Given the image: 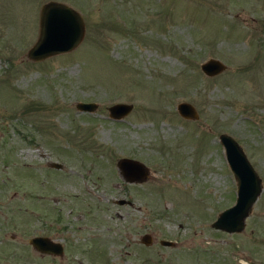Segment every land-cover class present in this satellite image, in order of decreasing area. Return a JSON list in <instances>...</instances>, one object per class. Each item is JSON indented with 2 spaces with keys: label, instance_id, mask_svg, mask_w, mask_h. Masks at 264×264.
Here are the masks:
<instances>
[{
  "label": "rangeland",
  "instance_id": "374dc122",
  "mask_svg": "<svg viewBox=\"0 0 264 264\" xmlns=\"http://www.w3.org/2000/svg\"><path fill=\"white\" fill-rule=\"evenodd\" d=\"M44 1L0 0V263L27 247L37 264L28 238L44 229L68 236L70 264H264V0H59L85 34L33 60ZM209 57L226 68L206 74ZM183 100L198 118L179 113ZM116 101L133 104L120 119ZM221 132L262 178L240 231L212 226L237 189ZM122 156L146 179L126 181Z\"/></svg>",
  "mask_w": 264,
  "mask_h": 264
},
{
  "label": "water",
  "instance_id": "95a60500",
  "mask_svg": "<svg viewBox=\"0 0 264 264\" xmlns=\"http://www.w3.org/2000/svg\"><path fill=\"white\" fill-rule=\"evenodd\" d=\"M85 34V21L80 11L68 3L59 0L44 1L39 10V31L36 40L27 50V56L33 60H40L48 55L64 52L75 47ZM226 64L219 58L209 57L201 63V69L208 75H214L226 68ZM80 110L93 111L97 107L95 101H77ZM133 107L131 102L116 101L108 106L109 115L120 119L128 114ZM179 113L187 118H198L196 107L189 101H180L176 105ZM224 154L232 170L237 190L234 203L222 209L212 221V226L226 231H240L245 226V218L252 209L253 203L262 190V178L249 160L245 150L238 140L227 132L219 134ZM52 166L60 168L62 163L50 162ZM122 177L129 182H141L148 175L147 166L139 159L122 156L117 161ZM119 204L133 201L129 198L116 199ZM140 242L149 245L153 237L149 232H143ZM29 241L40 249L57 250L52 247L48 238L33 235ZM164 245H172L174 240L160 238ZM51 245V246H50ZM50 246V247H49Z\"/></svg>",
  "mask_w": 264,
  "mask_h": 264
},
{
  "label": "flooded vegetation",
  "instance_id": "af4514ba",
  "mask_svg": "<svg viewBox=\"0 0 264 264\" xmlns=\"http://www.w3.org/2000/svg\"><path fill=\"white\" fill-rule=\"evenodd\" d=\"M124 204L132 205L133 203L132 204L124 203ZM146 232H148V231H146ZM149 233H151V232H149ZM57 234H58V231H54V234H50V233L44 231V229H43L41 232H39L35 235L44 236V237L48 238V240H49L48 244H51L52 247L54 246L56 248L59 246L60 251L45 250V249L37 248L36 246H34L29 241L30 237L28 238V244L30 245L31 248H33L36 251L37 255L39 256V258H38L39 262L37 264H70V260H72L75 256V251H73L74 245L71 243L69 238H67L68 236H59ZM151 235H152V233H151ZM152 237H153V235H152ZM153 240H154V237H153ZM139 242H140V240H139ZM152 243H153V241H152ZM175 243H176V241H175ZM175 243L172 245H169V246H174ZM144 245H146V244H144ZM26 250H27V247L26 248L21 247L20 251L11 250L7 253H3L2 255H3V257H5L6 262L0 263V264H24V260L29 258L31 255V253L29 251H26ZM81 254L84 256L86 255L85 252H82ZM65 260L67 261V263L65 262Z\"/></svg>",
  "mask_w": 264,
  "mask_h": 264
},
{
  "label": "bare ground",
  "instance_id": "6f19581e",
  "mask_svg": "<svg viewBox=\"0 0 264 264\" xmlns=\"http://www.w3.org/2000/svg\"><path fill=\"white\" fill-rule=\"evenodd\" d=\"M153 179V178H152Z\"/></svg>",
  "mask_w": 264,
  "mask_h": 264
}]
</instances>
